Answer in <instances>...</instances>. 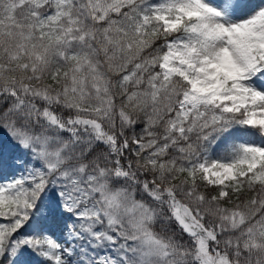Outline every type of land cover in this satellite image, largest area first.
Here are the masks:
<instances>
[{"label": "snow or ice", "instance_id": "obj_1", "mask_svg": "<svg viewBox=\"0 0 264 264\" xmlns=\"http://www.w3.org/2000/svg\"><path fill=\"white\" fill-rule=\"evenodd\" d=\"M0 264H264V0H0Z\"/></svg>", "mask_w": 264, "mask_h": 264}]
</instances>
